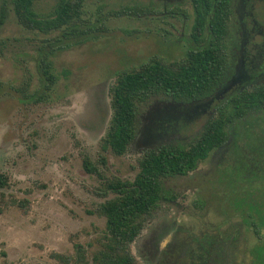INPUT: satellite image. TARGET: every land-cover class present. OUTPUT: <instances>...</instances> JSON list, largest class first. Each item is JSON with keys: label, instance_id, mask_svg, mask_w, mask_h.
<instances>
[{"label": "rangeland", "instance_id": "374dc122", "mask_svg": "<svg viewBox=\"0 0 264 264\" xmlns=\"http://www.w3.org/2000/svg\"><path fill=\"white\" fill-rule=\"evenodd\" d=\"M57 1L34 0V9L46 16ZM8 7L0 26V173L8 186L0 193L24 200L25 207L0 212V264H74L76 246L91 264L105 232V219L94 209L114 195L101 194L102 178L85 172L82 160L87 157L104 178L133 180L147 147L144 136L159 141L152 117L169 102L154 97L140 106L138 133L117 156L101 149L111 117L109 89L120 73L151 57L179 61L188 47L179 36L190 33L192 7L189 0H82V21L98 31L48 58L53 83L44 93L35 59L51 50L38 52L56 32L23 28ZM225 44L230 55L229 39ZM37 91L40 99H27ZM219 154L213 150L185 176L162 179L168 200L159 202L129 245L134 264H186L185 243L206 247L202 242L215 225L228 228L205 198L211 191L204 177ZM100 155L105 166L97 162Z\"/></svg>", "mask_w": 264, "mask_h": 264}, {"label": "trees", "instance_id": "16d2710c", "mask_svg": "<svg viewBox=\"0 0 264 264\" xmlns=\"http://www.w3.org/2000/svg\"><path fill=\"white\" fill-rule=\"evenodd\" d=\"M81 2L58 0L52 12L46 16L35 11L34 0H2L0 3V26L9 14L10 4L11 13L23 28L42 34L56 32V36L45 39V46L38 48V52L47 47L51 50L39 53L35 59L42 93L49 90L53 83L48 58L56 50L69 47L70 40H75L78 45L98 31L97 27L91 28L82 21ZM226 3L227 0H190L193 11L190 33L180 37L188 43L183 57L179 61L151 57L137 69L122 72L116 77L109 89L111 117L102 138L103 152L109 150L117 156L125 152L139 128L140 106H146L154 97L163 101L189 103L209 97L223 84L229 71L223 41L229 18L224 11ZM38 95L39 91L27 99H40ZM261 115L264 117V88L229 95L217 105L216 113L205 120L189 142L164 145L143 152L137 158V172L131 181L102 177L99 169L84 157V171L103 180L101 194L114 195L94 209L97 216L105 219V232L99 249L91 257V264H134L129 245L140 234L147 217L159 202L168 200L162 179L186 175L213 150L229 141L227 145L231 146L232 154H228L224 166L217 170L220 176L215 179V183L219 189L216 194L211 192L210 196L220 204L222 214L228 212L225 206L229 204L234 211H240L243 220L252 224L258 233V226L264 224V186L248 190L246 186L239 188V184L241 181L247 182L246 177L250 172L249 152L253 150L261 155L262 152L258 150L264 151V148L260 149V146L264 147V138L257 136L258 132H264V124L257 123L262 120ZM253 124L255 129L250 128ZM255 124L259 126L255 127ZM251 133L261 143L260 146H250ZM246 137L249 139V148L244 143ZM97 162L105 166L106 158L100 155ZM7 186L6 175L0 173V190ZM8 205L24 208L25 201L5 198L0 193V212ZM75 248L74 264H89L84 250L80 246Z\"/></svg>", "mask_w": 264, "mask_h": 264}, {"label": "flooded vegetation", "instance_id": "af4514ba", "mask_svg": "<svg viewBox=\"0 0 264 264\" xmlns=\"http://www.w3.org/2000/svg\"><path fill=\"white\" fill-rule=\"evenodd\" d=\"M178 1L181 0H174L176 3ZM224 11L229 17L223 36L225 53L229 63L227 78L209 97L202 100L189 103L167 102V105L163 106V110L158 111L157 115L152 117L153 119L151 118L153 120L151 121L152 127L155 130L154 134H157L159 141L155 142L144 136L147 147L140 150L139 157L147 150H155L164 145L189 142L191 136L200 130L205 120L216 113L217 105L223 99L242 91L251 92L259 87L264 88V0H227ZM232 17L235 19L234 26L228 27ZM228 39L231 44L230 55L227 54L225 44ZM170 104L187 106H185L186 109L179 112L171 109ZM261 116L262 120L257 123L264 124V117ZM196 123L199 128L196 131L190 130L196 127ZM258 126L259 124H255V127ZM252 127L255 129L254 124L250 125V128ZM143 131L145 134V129ZM184 131H187L188 135L182 136L181 133ZM257 136L264 138V132H258ZM249 138L251 139L249 142L251 147L261 145L258 143V139H255L254 134L251 133ZM248 141L249 139L246 137L244 143L247 148H249ZM227 144H230V141L217 149L220 152L218 159L212 170L204 177V181L207 183L206 187L212 193L219 189L215 183V179L220 176L217 170L220 166H224L228 154H232L231 146ZM137 145L139 146V144ZM263 148L260 146V149ZM258 152H262L261 155L256 154L253 150L249 152L248 168L250 172L246 177L247 182L241 181L239 188L246 186L248 190H251L252 187L264 186V151L258 150ZM211 192L209 196L204 195L207 203H210L213 211L221 218V224L229 226L222 231V228H217L215 225L212 235H207L202 242L206 247L194 246L192 241L183 243L186 264H264V224H258L260 226H258V233H256L253 225L243 220L244 218L240 215L241 212L234 211L229 204L225 206V211L228 210V212L222 214L221 206L210 196ZM262 216H264V209ZM257 254L258 256H256Z\"/></svg>", "mask_w": 264, "mask_h": 264}, {"label": "water", "instance_id": "95a60500", "mask_svg": "<svg viewBox=\"0 0 264 264\" xmlns=\"http://www.w3.org/2000/svg\"><path fill=\"white\" fill-rule=\"evenodd\" d=\"M171 106H169L171 109L173 110H178L179 112L186 109L185 106H182L180 104H170ZM195 108V107H193Z\"/></svg>", "mask_w": 264, "mask_h": 264}]
</instances>
